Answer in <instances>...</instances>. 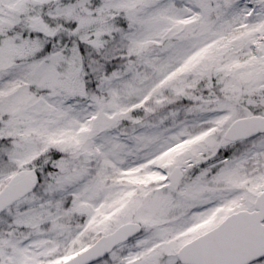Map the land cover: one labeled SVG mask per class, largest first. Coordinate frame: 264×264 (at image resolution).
Returning a JSON list of instances; mask_svg holds the SVG:
<instances>
[{"label": "snow or ice", "instance_id": "snow-or-ice-1", "mask_svg": "<svg viewBox=\"0 0 264 264\" xmlns=\"http://www.w3.org/2000/svg\"><path fill=\"white\" fill-rule=\"evenodd\" d=\"M0 264H264V0H0Z\"/></svg>", "mask_w": 264, "mask_h": 264}]
</instances>
